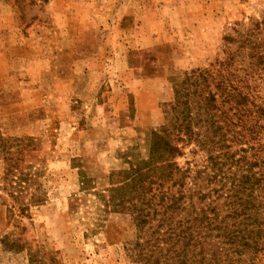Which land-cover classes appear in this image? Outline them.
Here are the masks:
<instances>
[{"label": "rangeland", "instance_id": "1", "mask_svg": "<svg viewBox=\"0 0 264 264\" xmlns=\"http://www.w3.org/2000/svg\"><path fill=\"white\" fill-rule=\"evenodd\" d=\"M260 39L264 0H0V237L25 245L35 264H165L172 243L182 249L166 241L169 229H182L202 194L215 202L220 183L206 173L194 181L208 155L228 176L243 171L234 163L249 155V136L230 88L216 84L220 74L225 86H257L264 101V73L247 75ZM199 71L210 73L199 89L216 93L217 115L232 123L223 146H201L196 121L191 137L170 127L175 86ZM165 127L179 149L171 157L151 152ZM11 197L43 202L20 214ZM27 253L0 245V264H29Z\"/></svg>", "mask_w": 264, "mask_h": 264}, {"label": "trees", "instance_id": "2", "mask_svg": "<svg viewBox=\"0 0 264 264\" xmlns=\"http://www.w3.org/2000/svg\"><path fill=\"white\" fill-rule=\"evenodd\" d=\"M258 33L261 34L262 30ZM249 35L248 32L245 36L240 37L239 41L242 46L250 43V39L247 37ZM262 44H264V40L260 39V42L253 46L252 58L256 63H251L247 75L264 73V53L257 51L260 46L264 47ZM232 58L233 55L225 63L219 64V68L222 67L225 70L232 66ZM209 78L208 71L192 72L186 74L179 85L175 86V102L171 107L172 116L169 123L172 125L170 126L172 129L191 137L192 122L196 121L199 126H205L203 138L198 139V134L194 137L201 146L206 147L209 144L223 146L226 137L223 130L232 123L225 112L217 115V107L214 105L216 93L208 92L205 95L204 91L199 89L201 83L206 86L210 84ZM217 80L216 85L223 93L224 87L230 88L226 94L227 102H234L233 109L236 118L239 122H243L242 126L246 129V136H249L246 141L249 144L248 149L243 150L249 155L241 157V161L238 160L234 163L238 169L243 170L242 173L237 175V171H235L230 176L223 172L225 163L218 161V156L208 155L206 166L203 171H197L194 181L197 180V177L201 179L202 173H206L207 181L217 180L220 187L214 191L218 192L215 202L213 200L207 204L204 203L206 195L202 194L200 196V201L203 202L202 206L196 210L194 204H190L182 229L178 233L174 229H169L170 234L166 241L169 243L171 240H175L176 243L181 244L182 249L179 252L171 251L170 249L174 246L172 243L168 250L171 254L167 255L165 264H264L260 261V257L258 258L259 253L264 252V143L260 141L264 135V101L256 103L257 98H262L259 97V90H256L257 86L256 88L247 87L245 84L243 86L246 87L233 86L231 82L230 85L225 86L226 82L220 74ZM191 81H194L195 89L189 95L184 91L187 89L185 86ZM192 96L193 99L190 98ZM191 106L196 110L194 116L190 114ZM230 108L232 110V107ZM222 118L223 121L220 120ZM244 122H247L248 125H244ZM167 131L168 128L165 127L162 129V133H154L151 152L158 153L163 150V153H167L168 157L179 153V149L171 146L170 141L166 140V137L170 135ZM165 133L166 137L162 136ZM216 137H219L217 141ZM254 168L258 170L254 171ZM4 176L11 179L13 176L12 167L5 170ZM227 184L228 187H226ZM184 197L181 193L177 197H172L168 209L171 212L180 210L178 202ZM11 198L14 203H19L15 208L20 214L30 207L29 204L36 205L43 202V199H34V197L28 198L29 203H20L18 197ZM188 198L191 199L192 195L190 194ZM220 198H224L222 203L216 201ZM148 205H150L149 202H147ZM142 212L143 210L140 209L136 214V220L141 219ZM140 223H144L143 220ZM0 245L11 251L25 250L28 252V263H36L33 254L22 243L9 241L8 237L4 236L0 237Z\"/></svg>", "mask_w": 264, "mask_h": 264}]
</instances>
